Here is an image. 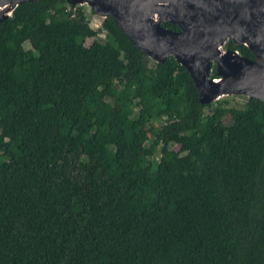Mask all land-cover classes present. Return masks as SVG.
<instances>
[{
	"label": "trees",
	"instance_id": "obj_1",
	"mask_svg": "<svg viewBox=\"0 0 264 264\" xmlns=\"http://www.w3.org/2000/svg\"><path fill=\"white\" fill-rule=\"evenodd\" d=\"M84 7L0 21V264H264V102L201 103Z\"/></svg>",
	"mask_w": 264,
	"mask_h": 264
},
{
	"label": "water",
	"instance_id": "obj_2",
	"mask_svg": "<svg viewBox=\"0 0 264 264\" xmlns=\"http://www.w3.org/2000/svg\"><path fill=\"white\" fill-rule=\"evenodd\" d=\"M23 1L0 0V21ZM112 16L135 46L155 61L173 56L193 77L201 103L230 95L264 102V0H67ZM170 22L179 29L167 28ZM248 46L255 59L226 48ZM215 66V76L212 70Z\"/></svg>",
	"mask_w": 264,
	"mask_h": 264
},
{
	"label": "rangeland",
	"instance_id": "obj_3",
	"mask_svg": "<svg viewBox=\"0 0 264 264\" xmlns=\"http://www.w3.org/2000/svg\"><path fill=\"white\" fill-rule=\"evenodd\" d=\"M85 13L91 23V26L93 28H97L100 24V19L96 16V14L93 12L90 6L85 5ZM29 46V43L27 44V47ZM227 99L231 105H236V106H243L247 101L248 97L245 95H230L223 97L221 99ZM176 149H178V145L174 146Z\"/></svg>",
	"mask_w": 264,
	"mask_h": 264
}]
</instances>
